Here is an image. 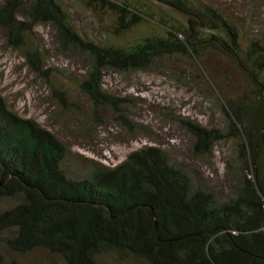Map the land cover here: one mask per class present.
<instances>
[{
    "label": "trees",
    "instance_id": "trees-1",
    "mask_svg": "<svg viewBox=\"0 0 264 264\" xmlns=\"http://www.w3.org/2000/svg\"><path fill=\"white\" fill-rule=\"evenodd\" d=\"M157 1L183 22L134 0L84 1L113 15L114 35L153 24V33L128 45L79 33L58 0H0V30L30 69L48 74L44 49L23 46L35 26H46L58 54L86 58L81 72L68 73L92 111L112 106L115 120L124 123L119 107L130 98L105 87L109 72L124 77L158 70L181 55L207 74V52L228 58L252 97L243 92L221 102L223 131L188 119L179 126L193 158L224 137L234 141L242 166L230 193L219 197L199 172L153 145L113 165L72 156L61 139L9 110L0 96V264H34L16 258L34 251L62 264H106L107 255L144 264H264V41L242 40L229 16L201 0ZM55 94L66 103L64 92Z\"/></svg>",
    "mask_w": 264,
    "mask_h": 264
},
{
    "label": "rangeland",
    "instance_id": "rangeland-1",
    "mask_svg": "<svg viewBox=\"0 0 264 264\" xmlns=\"http://www.w3.org/2000/svg\"><path fill=\"white\" fill-rule=\"evenodd\" d=\"M58 1L68 10L78 32L95 42L105 43L107 39L128 45L155 30L153 24L145 23L117 36L112 33L114 18L109 12L92 10L85 5V0ZM201 1L229 16L238 25L242 40L258 36L264 41V0ZM134 2L159 13L165 12V18L175 23L183 22L157 0ZM39 45L45 50L43 59L47 56L44 69H52L48 74L30 69L22 50L6 45L0 30V96L9 110L21 117L33 118L55 134L68 146L72 156L95 158L113 165L131 150L153 145L163 149L171 161L199 172L219 197L225 198L230 193L235 174L242 166L234 141L224 137L215 141L204 156L193 158L189 153L191 141L179 126L180 119H188L206 129L223 131L225 119L221 102L243 92L252 97L251 86L228 58L207 52L202 68L208 75L181 55L171 57L158 70L124 77L109 72L105 76V87L130 98L119 107L128 121L124 123L115 120L112 106L95 114L87 97L74 84L68 71H82L86 65L83 55L58 54L46 26H35L32 33L24 36V48L34 50ZM57 91L65 93L66 103L58 99ZM16 258L34 264H62L58 257L42 251ZM123 259L107 255L104 261L106 264H144Z\"/></svg>",
    "mask_w": 264,
    "mask_h": 264
}]
</instances>
